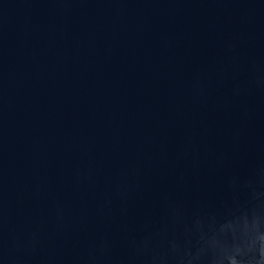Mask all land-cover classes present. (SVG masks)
<instances>
[{
  "label": "water",
  "instance_id": "obj_1",
  "mask_svg": "<svg viewBox=\"0 0 264 264\" xmlns=\"http://www.w3.org/2000/svg\"><path fill=\"white\" fill-rule=\"evenodd\" d=\"M0 264H264V0H0Z\"/></svg>",
  "mask_w": 264,
  "mask_h": 264
}]
</instances>
